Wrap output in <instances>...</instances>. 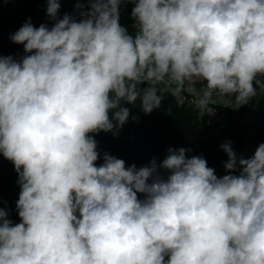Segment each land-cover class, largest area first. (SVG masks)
I'll return each instance as SVG.
<instances>
[{"label":"clouds","instance_id":"1","mask_svg":"<svg viewBox=\"0 0 264 264\" xmlns=\"http://www.w3.org/2000/svg\"><path fill=\"white\" fill-rule=\"evenodd\" d=\"M46 2L54 25L29 20L10 37L26 55H0V155L20 188V223L0 207V264H264V143L250 158L221 144L217 176L183 147L97 166L93 135L169 95L189 94L198 119L214 96L249 104L264 89V0H75L61 19Z\"/></svg>","mask_w":264,"mask_h":264},{"label":"trees","instance_id":"2","mask_svg":"<svg viewBox=\"0 0 264 264\" xmlns=\"http://www.w3.org/2000/svg\"><path fill=\"white\" fill-rule=\"evenodd\" d=\"M60 10L57 19L65 14L78 15L75 0H60ZM134 3H121L120 24L134 35L135 21L131 17ZM46 0H0V55L12 56L19 60L26 53L23 45L12 42L10 37L29 20L35 27L44 24L51 28L55 21L46 13ZM202 85L197 84V87ZM185 98L180 102L178 96H167L159 109L150 114H144L138 106L132 108L131 116L136 120L129 121L119 129L116 135L112 132L93 134L98 145L100 158L97 166L103 163L104 153L123 159L126 166L135 164L137 168L148 165L153 157L158 161L164 159L169 147L186 148L191 151L188 156L202 155L209 167L215 169L217 176L227 174L224 163L228 157L220 145L226 141L232 142V147L238 154L246 139L255 144L264 143V89L257 87V94L249 104L233 110L228 106L211 103V112L201 119L197 117V108L192 97L187 93L180 94ZM248 113L247 121L250 135L240 143L237 135L229 132L234 122H241L244 113ZM235 174H238L235 173ZM18 174L13 164L0 155V201L6 207L16 210V201L20 188L17 183ZM143 199V194H138ZM13 223H20L18 214ZM167 259V258H166Z\"/></svg>","mask_w":264,"mask_h":264},{"label":"rangeland","instance_id":"3","mask_svg":"<svg viewBox=\"0 0 264 264\" xmlns=\"http://www.w3.org/2000/svg\"><path fill=\"white\" fill-rule=\"evenodd\" d=\"M178 99H179L180 102H184L185 101V98L182 97L181 95H178ZM229 102L230 101L228 99L221 98V97H218V96H214L212 101H211V103L221 104L223 106H228ZM242 107H244V106H242ZM211 113L215 115L214 112H211ZM249 119H250V116L248 115V113L245 112L244 115L241 118V122L240 123L234 122V124L232 126L226 127V129L229 132H231V133H233V134L238 136V138L240 139V143H241V141H243V139L246 136L250 135V133H251L250 128H249L248 123H247V121ZM257 146H258V144H255V142L252 141V144L249 145V147H247L245 149L244 154H241V155H238V156H243L244 158H250L254 154V151L257 148ZM139 167H142V165L140 164ZM0 207L5 208L9 212V219L14 221L15 215L18 214L17 213V209L16 210H12V207H6L3 204H0Z\"/></svg>","mask_w":264,"mask_h":264},{"label":"built area","instance_id":"4","mask_svg":"<svg viewBox=\"0 0 264 264\" xmlns=\"http://www.w3.org/2000/svg\"><path fill=\"white\" fill-rule=\"evenodd\" d=\"M250 141L248 139L245 140L243 147L238 151V155L244 154L245 149L249 147Z\"/></svg>","mask_w":264,"mask_h":264}]
</instances>
